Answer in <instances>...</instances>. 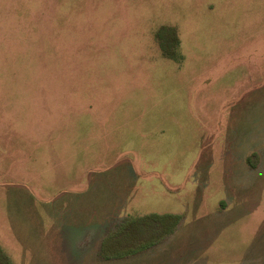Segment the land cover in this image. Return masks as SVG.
Wrapping results in <instances>:
<instances>
[{
  "label": "rangeland",
  "instance_id": "obj_1",
  "mask_svg": "<svg viewBox=\"0 0 264 264\" xmlns=\"http://www.w3.org/2000/svg\"><path fill=\"white\" fill-rule=\"evenodd\" d=\"M149 213L181 219L101 257ZM8 262L264 264V0H0Z\"/></svg>",
  "mask_w": 264,
  "mask_h": 264
},
{
  "label": "trees",
  "instance_id": "obj_2",
  "mask_svg": "<svg viewBox=\"0 0 264 264\" xmlns=\"http://www.w3.org/2000/svg\"><path fill=\"white\" fill-rule=\"evenodd\" d=\"M168 32L171 34L170 31ZM171 39L173 40L172 34ZM162 46L165 48L164 45ZM180 219L181 216L177 214L159 213L128 217L102 240L101 257L103 259L122 258L150 248L171 234L178 226ZM125 237H128L127 241L123 240ZM2 255L5 258V255Z\"/></svg>",
  "mask_w": 264,
  "mask_h": 264
}]
</instances>
